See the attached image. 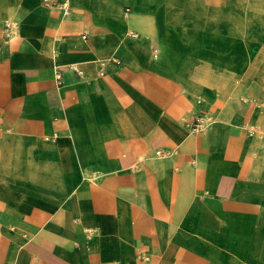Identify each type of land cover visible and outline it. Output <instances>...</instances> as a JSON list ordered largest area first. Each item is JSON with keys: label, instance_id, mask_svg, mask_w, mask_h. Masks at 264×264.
Returning a JSON list of instances; mask_svg holds the SVG:
<instances>
[{"label": "crops", "instance_id": "0c3cea01", "mask_svg": "<svg viewBox=\"0 0 264 264\" xmlns=\"http://www.w3.org/2000/svg\"><path fill=\"white\" fill-rule=\"evenodd\" d=\"M69 8L0 0V264H264V0Z\"/></svg>", "mask_w": 264, "mask_h": 264}, {"label": "built area", "instance_id": "2783aa9c", "mask_svg": "<svg viewBox=\"0 0 264 264\" xmlns=\"http://www.w3.org/2000/svg\"><path fill=\"white\" fill-rule=\"evenodd\" d=\"M41 3L43 6H45L48 9L51 10H60L64 14H68L70 11L69 8V0H41ZM17 29V23L14 21H8L4 24L3 27V34L4 37L9 39L12 37ZM132 35H136V33L131 32ZM116 62H119L116 60ZM100 69L99 73H103V66L105 63V60H101L100 62ZM78 75H82V70L79 68H76L73 64L70 65ZM56 79H58V83L61 81V74L59 72L56 73ZM210 121V116L207 114H201L194 116L190 122L188 123L192 131H199L201 130L204 126L207 125V123ZM173 150H163V149H158L155 151V154L158 156H169L171 155Z\"/></svg>", "mask_w": 264, "mask_h": 264}, {"label": "rangeland", "instance_id": "374dc122", "mask_svg": "<svg viewBox=\"0 0 264 264\" xmlns=\"http://www.w3.org/2000/svg\"><path fill=\"white\" fill-rule=\"evenodd\" d=\"M188 127L190 128L189 124H188ZM191 129V128H190Z\"/></svg>", "mask_w": 264, "mask_h": 264}, {"label": "bare ground", "instance_id": "6f19581e", "mask_svg": "<svg viewBox=\"0 0 264 264\" xmlns=\"http://www.w3.org/2000/svg\"><path fill=\"white\" fill-rule=\"evenodd\" d=\"M160 60V59H159ZM156 66V65H155ZM159 68V67H158ZM163 69V68H162ZM170 78V77H169Z\"/></svg>", "mask_w": 264, "mask_h": 264}]
</instances>
